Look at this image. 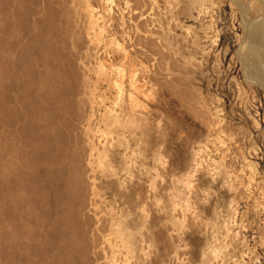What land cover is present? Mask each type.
Returning a JSON list of instances; mask_svg holds the SVG:
<instances>
[{
	"label": "rangeland",
	"instance_id": "rangeland-1",
	"mask_svg": "<svg viewBox=\"0 0 264 264\" xmlns=\"http://www.w3.org/2000/svg\"><path fill=\"white\" fill-rule=\"evenodd\" d=\"M263 1L0 0V264H264Z\"/></svg>",
	"mask_w": 264,
	"mask_h": 264
},
{
	"label": "bare ground",
	"instance_id": "bare-ground-1",
	"mask_svg": "<svg viewBox=\"0 0 264 264\" xmlns=\"http://www.w3.org/2000/svg\"><path fill=\"white\" fill-rule=\"evenodd\" d=\"M264 4V1H263ZM251 32L253 35L256 36L257 41H258V46L256 49L257 55H256V61L258 63H255L258 68V76L261 77V79L264 81V18H260L259 20H252L251 24ZM250 29V28H249ZM251 34V35H252ZM256 65L253 66L256 68ZM256 71V70H255ZM262 74V75H261ZM259 79V78H258Z\"/></svg>",
	"mask_w": 264,
	"mask_h": 264
}]
</instances>
